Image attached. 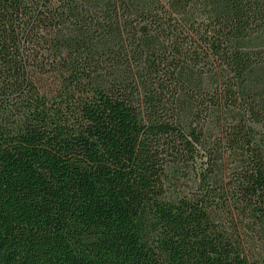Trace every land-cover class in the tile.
Returning <instances> with one entry per match:
<instances>
[{
  "label": "trees",
  "instance_id": "16d2710c",
  "mask_svg": "<svg viewBox=\"0 0 264 264\" xmlns=\"http://www.w3.org/2000/svg\"><path fill=\"white\" fill-rule=\"evenodd\" d=\"M0 264H264V0H0Z\"/></svg>",
  "mask_w": 264,
  "mask_h": 264
}]
</instances>
